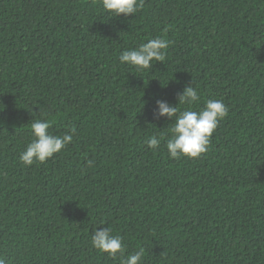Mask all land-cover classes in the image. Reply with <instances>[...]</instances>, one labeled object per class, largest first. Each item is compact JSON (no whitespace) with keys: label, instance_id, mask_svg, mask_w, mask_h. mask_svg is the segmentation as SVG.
Wrapping results in <instances>:
<instances>
[{"label":"trees","instance_id":"obj_1","mask_svg":"<svg viewBox=\"0 0 264 264\" xmlns=\"http://www.w3.org/2000/svg\"><path fill=\"white\" fill-rule=\"evenodd\" d=\"M157 37L163 62L120 64ZM192 83L193 110L222 99L228 115L205 153L170 159L156 100ZM34 119L76 133L24 166ZM98 227L125 256L144 248L141 264H264V0H144L119 17L101 0H0V256L121 264L91 246Z\"/></svg>","mask_w":264,"mask_h":264},{"label":"clouds","instance_id":"obj_2","mask_svg":"<svg viewBox=\"0 0 264 264\" xmlns=\"http://www.w3.org/2000/svg\"><path fill=\"white\" fill-rule=\"evenodd\" d=\"M101 3L106 13L119 17L121 14L130 16L137 13L143 7L144 0H101ZM168 43L161 37L149 39L136 48L124 50L118 57L119 62L137 71L147 70L152 67L153 61L165 60L164 50L168 47ZM200 99V94L192 83L177 93L175 105L165 100H156V110L153 115L171 121V127L168 128L170 135L165 144L170 159L197 158L205 153L219 122L228 115V107L222 99H209L204 107L193 110ZM30 128L33 139L19 155V160L24 166L45 163L73 142L76 133V129L71 128L63 135H54L49 131L50 122L45 119H34ZM162 139L163 136H152L147 138L145 143L148 148L156 150ZM88 166H94V162L89 160ZM90 243L93 248L109 256L116 257L119 253L122 257L121 264L142 262L144 248L125 256L123 238L113 235L110 227L95 228ZM0 264H6V259L2 256H0Z\"/></svg>","mask_w":264,"mask_h":264}]
</instances>
